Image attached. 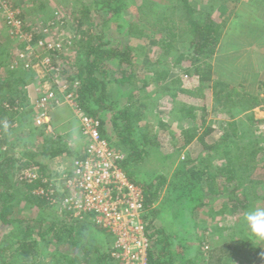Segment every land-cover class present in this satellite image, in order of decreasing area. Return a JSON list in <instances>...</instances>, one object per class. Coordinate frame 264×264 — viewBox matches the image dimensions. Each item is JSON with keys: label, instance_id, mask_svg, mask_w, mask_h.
I'll return each instance as SVG.
<instances>
[{"label": "trees", "instance_id": "trees-1", "mask_svg": "<svg viewBox=\"0 0 264 264\" xmlns=\"http://www.w3.org/2000/svg\"><path fill=\"white\" fill-rule=\"evenodd\" d=\"M240 1L218 0L214 4L218 6L225 2L234 8L238 6ZM126 3L125 0H76L73 2V6L79 5L81 7L80 10L76 9L78 11L76 15L80 17L77 26L80 39L74 44L77 49L74 54H77L78 64L73 73H66L65 81L73 83L76 78L80 81L79 88L76 90L79 108L87 116L99 118L102 121L101 135L108 137V141L111 139L108 134L109 125L103 118L107 113L111 114L110 129L112 135L116 137V144L109 143L113 148L127 150V155H125V160L121 163V166L130 177L133 176L132 167L134 168L137 164L144 162L150 151L158 150L157 148L161 143L158 138L160 133L156 131L157 128L163 130L161 133L163 135L168 133L173 140L177 135L176 131H172V124H177L180 129L178 136L182 137L180 139L183 141L184 147L198 141L205 146L203 150L205 153L215 151L219 152L220 155H224V163L218 171L211 168L210 165L201 167L202 161L197 159H189L192 167L182 164L181 177L188 182H184L187 190L182 195L180 193V202H182L183 197L188 202H193L196 197V190H198L197 194L203 193L202 195H204L206 193L205 189H208V185L213 178L217 179L219 177L221 179L222 176H226L228 184L223 191L227 194L228 202L234 203L232 208L236 214L243 212V216H245V213L252 207L257 208L260 206L258 205L259 202L264 201L262 190H258V185H264V180L251 181L248 188L245 189H242L238 181L242 178L240 175L245 173H249L248 176H251L250 171L257 168L258 157L264 151L262 144L264 134L262 133L263 136H260L255 126L262 121L255 117L253 111L257 107L264 106V80L257 83L258 86L256 85L253 94L248 92L245 85L237 77L225 80L214 73L213 65L205 61H210L217 53L223 25L213 19L212 13L193 0H174L172 4L142 0L141 4L138 5L137 16L130 19H126L124 16L129 12ZM149 24H151V27H149ZM165 35L167 36L166 40L169 39L168 42L158 39ZM181 35L187 36L188 39L179 41L178 36ZM137 39L138 41L140 39L139 44H132L133 40L137 41ZM175 42L178 45L188 43L190 49H184L186 52H191L194 49L196 55L192 58L196 66L191 65V67H183L184 69H182L185 54H183L184 51L180 54L176 50L169 57L174 61V67L163 72H160L159 67L155 66L156 64L142 63L146 54L145 49L149 46L155 45L160 49V52L163 50L166 52L165 54H169L174 48ZM251 47L254 48V45H251ZM152 48L155 50L154 55L159 56V51L154 47ZM0 52H2L1 42ZM205 55H207L206 60L203 57ZM158 61L157 57L156 62ZM174 70L182 74L178 79H170L174 74ZM183 74L188 76L186 80H182ZM188 78L196 79L194 80L195 85L191 86V79ZM169 79L173 80L172 82L176 86L175 93L172 88H169L171 86ZM148 81L150 82L148 83ZM234 82L237 84H234ZM151 83L158 84L157 87L163 91H172L168 94V98L169 102L174 105L177 104L175 100L178 96L177 93L196 96L200 100H207V95L212 94L216 103L215 109L220 111L221 114L227 115L230 119V121H227L226 118L220 117V121L215 123V128L222 131L220 141H216L211 146L206 143V138L211 134L214 126H208L204 130L206 124H208L209 115V111L204 107L198 109L197 107L187 106L185 103H178L179 105H175L170 110L167 117L169 118L168 122L163 118H159L156 124L153 123L152 126V123L148 122L146 111H144L146 102L149 99L143 101L145 97H143V94L146 93L145 89ZM2 87L3 85H0V91ZM1 98L2 95L0 94V101ZM2 104L0 106V226L24 228V224L28 223L31 229H38L36 231L37 238H34L33 231L27 229V235L23 234L24 230L20 231L22 237L14 241L17 247L14 250V258L9 264H39L38 257L41 252H47L50 255L51 259L47 264L119 263L113 257L115 237L113 236L114 240L110 238V241L107 242V239H109L108 234L111 231L99 223L94 214L75 217L72 212L62 210L61 213L69 219V224L65 223L61 217L59 221L54 222L55 220H49L47 217L48 220L43 217L39 221L33 219L27 221L24 217L19 216V212L13 207L14 195L12 190L14 184L11 173L13 172L16 175L18 173V177H23L21 172L26 168L34 165H38L42 170H45V168L36 161L37 154L32 153V151L21 152V156L23 155L26 161L22 163L21 167L17 168L18 163L21 161L20 158L15 157L14 149L9 146L8 141L9 136L12 135L15 129L10 126L9 109L3 107ZM237 107L244 108V111L248 112L245 114L246 121L245 119L239 121L235 113H232L233 109ZM250 109L252 110L250 111ZM18 115L19 113H15V116ZM21 118L23 120L24 116H21ZM5 120L9 121H6L9 125L7 131L3 128ZM79 131H81L80 124ZM55 135L56 137L51 134L49 135L51 137L46 136L47 138L44 141H48L49 146L43 151L45 153L49 152V158L51 159L63 155H74L76 157L73 161L74 167L75 161L83 158L86 143L83 140V150L75 153L68 139L65 140L58 133H55ZM242 146L247 147L245 149ZM145 154L147 156H144ZM242 155L247 157L245 158ZM201 159H204V156ZM241 162L243 163L240 164ZM73 167L71 172L68 175L66 174L67 176L72 175ZM24 178H26L25 175ZM243 178L247 179V176L243 175ZM30 182L24 179V183H27L25 187L30 197L29 201L39 207H44L45 204L48 205V198L36 195L34 191L35 183L32 182L31 184ZM164 183H166L165 178L158 177L156 179L150 178L146 185H142L144 192L141 218L145 223L146 231L150 233V238H159L157 247L160 248L159 255L149 250L148 263L186 264L176 261V257L181 260L185 257L182 254L178 255V253L170 251L166 234H160L155 230L156 226L152 227L156 213L159 210L157 201L162 190L161 186ZM37 186H42L41 189L45 190L49 187L51 189L55 187V194L60 199L63 198L53 182L44 183L39 181ZM42 210L47 215L46 210ZM9 234L12 233L6 232L5 237H2L1 240L7 242L10 238ZM14 236L16 234L13 233L11 238ZM251 240L253 241V239ZM211 246L214 247L213 244H209V247ZM213 247L208 250L210 252L209 259L204 264H221L225 258L228 259L232 255V244L222 247H216L215 245L214 249ZM253 247L255 246L253 245ZM253 252L255 255H252L249 263L236 262V258H233L232 264H264V262L255 261L254 258L257 256L258 251ZM4 260V257H1L0 264H5ZM203 260H205V257H203ZM188 263L191 264V262Z\"/></svg>", "mask_w": 264, "mask_h": 264}, {"label": "rangeland", "instance_id": "rangeland-1", "mask_svg": "<svg viewBox=\"0 0 264 264\" xmlns=\"http://www.w3.org/2000/svg\"><path fill=\"white\" fill-rule=\"evenodd\" d=\"M11 1L13 7L20 11V17L26 22L24 28L25 31L30 32L33 29L38 33L43 35L45 34L49 43L56 41V45L60 47L66 46L64 50L61 51L58 58V60L60 59L61 61L59 62L60 70L58 74L60 77L57 79L53 77L51 73L40 68L41 65L36 57L28 59V61L31 62V67L27 68L23 65H26V63L18 62L17 59L20 47L24 45L22 40L17 39L14 34H11L12 30L8 29L7 26H4V21L1 20L0 42L2 45V52H0V85H3V87L0 91V94L2 95L0 106L3 102L2 106L8 107L10 126L15 129L14 132H12V135L9 136V146L14 149L15 157L20 158L21 162L18 163L17 168L21 167L22 163H25L24 161H26V158L23 157V155L21 156V152L26 151L36 153V161L41 163V165L45 168V170H42V168L38 165L26 168L21 172L23 177H18V173L17 175L13 172L11 173V178L13 179L14 184L12 190L14 195L13 207L19 212V216L24 217L27 221L32 219L39 221L43 217H47L49 220H55L54 222H57L62 218L65 223L69 224V219L61 213L62 210L66 211L63 209L64 205L62 206L64 194L61 192H64L63 179L71 172L73 161L76 157L74 155H63L61 157L51 159L49 158V152L45 153L43 151L49 146V142L44 140L47 138L46 136H49L50 134L47 133V129L43 128V126L36 124L35 117L37 112H35V105L40 96H44L51 91H54L59 98H62L65 93L59 92L57 86L58 82L60 87L66 84V73H73L78 64L77 54H74L77 51L76 47H74V50L71 51H69L68 48L69 42L75 44V42L80 39V34L77 32V26L79 23L78 19H80V17L76 15L78 12L76 9L80 10L81 7L79 5L73 6V2L76 0ZM125 1L127 2V8H129V12L124 15L125 18L130 19L137 16L138 5L141 4L142 0ZM149 1L155 3L161 2L164 4H172L174 2V0H148V2ZM193 1L212 13L213 19L223 25L220 33V44L216 50L217 53L210 61L206 60L207 55L203 56L206 60L205 62L213 65L214 73L222 79L231 80V78L237 77V79H240V81L245 85L248 92H252L254 94L256 87L258 86L257 83L264 80V0H241L238 3V6L234 8L225 2L217 6L214 3L218 0ZM149 27H151V24H149ZM57 38L60 40L58 41ZM166 38L167 36L165 35L161 38L159 37L158 39L168 42L169 39L166 40ZM186 39L188 38L185 35L178 36L179 41ZM33 41V46L38 43V41L36 42V39ZM139 41L138 39L137 41L133 40L132 44H139ZM160 45L161 44L159 43V46ZM251 45H254V48H252ZM152 47L159 51V56L154 55L155 50H153ZM33 48L37 52V55L42 52V54H47L43 49H39V51L37 47L34 46ZM184 49H190L188 43L184 45H178L176 43L169 54H165L166 52L163 50L160 52V49L155 47V45L149 46V48L145 49L146 54L142 63H149L150 65L156 64L155 66L159 67L160 72H163L175 65L174 61L169 58L170 55L175 53V50L182 54ZM183 54H185V60L182 63V69H184L183 67H191V65L196 66L192 58L196 55L194 49L191 50V52L184 51ZM157 57L159 60L158 62H156ZM15 61L18 62L17 65L15 64ZM13 65L15 67L12 69ZM14 72L15 74H13ZM181 75L182 74L180 72L174 70V74L170 79H178ZM187 77V75L183 74L182 80H186ZM170 79L168 80L171 85L169 88H172V91L175 93L176 86L172 82L173 80ZM188 79L190 80L191 78ZM237 79L236 81L238 82ZM194 80H190L191 86L195 85ZM75 81L80 82L77 78L74 79L73 82ZM149 82L150 81H148V83ZM234 84L237 83L234 82ZM157 85L158 84L151 83L149 87L145 89L146 93L143 94V97L145 96L143 101L149 99L146 102V106L143 107L145 108L144 111H146L148 122L152 123V126L153 123L156 124L159 118H163V120L168 122L169 118L167 117L170 110L173 109L175 105H179L178 103H185L187 106L197 107L198 109H203L204 107L209 111L207 120L208 124H206L204 130L208 128V126H214L213 131L206 138V143L211 146V144H214L216 141H220L222 131L219 130V128H215V123L220 121L221 118H226L227 121H230V119L227 115L226 117L225 114H221L220 111L215 109L216 103L213 100L212 94L207 95V100H200L197 99L196 96L177 93L178 96L176 97L177 99H175L177 104L174 105L169 102L170 100L168 98V94L172 91H163L157 87ZM114 97L116 98V96ZM50 110V117L54 131L51 135L56 137L55 133L61 134L65 140H69L73 152H81L84 148V144L79 131V118L75 115L71 108L66 105L58 106L54 109L51 108ZM233 110L234 111L232 113H235L236 118L239 121H241V119H245V114L248 113L247 111H244V108L240 109L237 107ZM251 110L252 109H250V111ZM253 111L256 115L255 117L262 121L255 126L259 131V135L263 136L264 106L257 107L253 109ZM15 113H19V115L15 116ZM21 116H24L23 120ZM111 119L112 117L110 113H107L103 118V120L107 121L106 123L109 125L108 134L111 136L110 141H107L116 144V137L112 135L110 129ZM246 120L247 119H245V121ZM100 123L102 124V121ZM156 131L161 135L158 137L161 143L159 148H157L158 150L150 151L148 156L145 154L144 156H147V158H145L144 162L137 164L134 168L132 167L131 170L133 172V176L130 177L128 174L127 175L131 180H134L135 183L141 186L143 184L146 185V183L150 181V178H165L166 183L161 186L162 190L157 201L159 210L156 213L155 222L152 227L156 226V231L160 230V234H166V237L169 240L171 252H177L178 255H183L184 253L186 254L183 261L179 257H176V261L184 262L186 264L187 262H191L193 264H204V262L209 259L210 255L209 251L204 250L206 245L213 244L214 247L211 246L210 249L212 247L214 249L215 245L216 247H222L227 244H232V255L229 256L228 259L225 258L221 264H232L233 258H236V262L241 261L249 263L252 255H255L253 251H258L257 256L254 258L255 261L259 263L264 262V241L256 239L249 231L246 230L243 223L244 213L240 212L236 214L234 212L232 208L234 203L228 202L229 200L226 196L227 194L223 191L224 187L228 184L226 176H222L221 179H219V177L217 179L213 178V181L211 180L208 185V189H205L206 193H204V195H202L203 193L197 194L198 190H196V197L193 202H188L184 197L182 198V202H180L182 193H186L187 190L184 182H188L181 177L180 169L182 170V164L184 163L187 167H192L189 159H197L198 161H202L201 167L210 165L211 168L218 171L224 163V155H220L219 152L215 151L213 153H205L203 151L205 146L198 141H194L193 144L184 147L183 141L181 140L182 137L178 136L180 129L175 123L172 124V131H176L177 136L174 137L173 140L168 133L165 135L161 134L163 130L159 127ZM106 139H108V137H106ZM262 144L264 146V142H262ZM242 147L246 149L247 146ZM114 149L117 152H122L127 155V150L124 148ZM244 153L246 152L244 151ZM203 156L204 159H201ZM242 156L245 158L247 157L246 155ZM242 163L243 162L240 164ZM256 165L257 168L250 171L251 176H248L249 173L243 174L247 176V179H244L243 175H240L242 178L238 181L241 184L242 189L248 188L251 181L256 182L264 180V151L263 154L258 157ZM31 174L35 177L34 179L31 178ZM24 175L26 178H24ZM24 179L29 182L31 181V184L32 182L35 183V194L41 196L42 198H44L43 195L39 193L41 192L40 189L42 186H37V183L39 181L44 183L53 182L63 198L60 199V197L54 194L53 196L57 200H55L53 196H50L47 199L48 205L45 204L44 207L34 205L31 201H29L30 197L28 195L27 188L25 187L27 183H24ZM258 186V190H262L264 194V185ZM49 189H51V187L47 190ZM210 194H212V196H210ZM258 205H260L258 206L259 208H264V201L259 202ZM253 208L254 207L251 209ZM42 209L46 210L47 215ZM23 227L25 229L19 226H16L15 228H8L3 225L0 226V258L4 257L5 264L11 263L14 258V250L17 247L15 246L16 243H14V241L22 237V233L20 231L24 230L23 234L25 235L28 234V231H33L34 238H37V228H32V230L28 223H25ZM197 231H201L202 233L197 239L192 238ZM6 232L12 234L14 233L16 236L11 238L12 234H9V240H7V242H3L1 239L2 237H5ZM210 235H212L211 238L209 237ZM108 237L109 239H107V242L110 241V236ZM185 238L186 241L183 242ZM158 239L159 238H153L152 250L156 255H159L160 253V248L157 247ZM251 239H253V241ZM253 245L255 247H253ZM180 247L183 248L181 249ZM205 253L208 254L206 255ZM203 257H205V260H203ZM50 259L51 257L47 252H41L38 257V263L47 264Z\"/></svg>", "mask_w": 264, "mask_h": 264}, {"label": "built area", "instance_id": "built-area-1", "mask_svg": "<svg viewBox=\"0 0 264 264\" xmlns=\"http://www.w3.org/2000/svg\"><path fill=\"white\" fill-rule=\"evenodd\" d=\"M1 20L4 21V26L12 30L11 34L24 44L17 55L18 62L26 63L23 65L30 68L31 62L28 59L36 57L40 68L51 73L56 79L60 77L58 58L66 46L60 47L56 45V41L49 43L45 34L33 29L30 32L25 31L26 22L20 17V11L13 7L11 0H0V25ZM34 39L38 41L34 46L38 50L43 49L47 54L42 52L37 55L33 48ZM68 50H74L73 43L69 42ZM18 62L15 61V64ZM14 67L13 65L12 69ZM65 83L60 87L58 82L57 86L59 92H65L62 98L51 91L40 96L35 105V122L47 129L49 134L54 133L50 109L62 105L69 106L79 118L81 136L86 143L83 158L75 161L72 175L63 179V209L72 212L75 217L94 214L99 223L114 235L113 257L119 264H149V250H152L153 238H150L141 218L144 190L141 185L131 180L122 168L125 154L117 152L101 135V121L87 116L79 108L76 92L79 82ZM31 178H35L33 174ZM40 191L39 193L47 198L55 194L54 189ZM209 249V245L204 248L205 251Z\"/></svg>", "mask_w": 264, "mask_h": 264}, {"label": "clouds", "instance_id": "clouds-1", "mask_svg": "<svg viewBox=\"0 0 264 264\" xmlns=\"http://www.w3.org/2000/svg\"><path fill=\"white\" fill-rule=\"evenodd\" d=\"M9 125L5 121L3 128L7 131ZM246 229L258 240L264 241V208H253L245 213L243 221Z\"/></svg>", "mask_w": 264, "mask_h": 264}, {"label": "crops", "instance_id": "crops-1", "mask_svg": "<svg viewBox=\"0 0 264 264\" xmlns=\"http://www.w3.org/2000/svg\"><path fill=\"white\" fill-rule=\"evenodd\" d=\"M159 233H160V231H158ZM204 232V231H203ZM202 232L201 231H197L193 236H192V238H198L199 237V235L201 234ZM206 234V233H205ZM160 235V234H159ZM108 236H110V238H111V240L113 239V234L110 232V234H108ZM211 236L212 235H210L209 237L211 238ZM183 237H184V235H183ZM182 237V238H183ZM163 238V237H162ZM204 238H205V235H204ZM114 240V239H113ZM186 241V238L183 240V242H185ZM184 244V243H183ZM182 246H184V245H182ZM181 248V247H180ZM183 248V247H182ZM181 248V249H182ZM199 251H200V249H199ZM177 253V252H176ZM180 253V252H179ZM185 254V253H184ZM183 254V257H186V255H184ZM183 260V259H182ZM179 262V261H178ZM115 263V262H114ZM117 264H119V263H117ZM189 264V263H188ZM191 264H193V263H191Z\"/></svg>", "mask_w": 264, "mask_h": 264}]
</instances>
